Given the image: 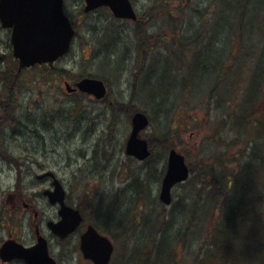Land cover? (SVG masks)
<instances>
[{"label": "rangeland", "instance_id": "374dc122", "mask_svg": "<svg viewBox=\"0 0 264 264\" xmlns=\"http://www.w3.org/2000/svg\"><path fill=\"white\" fill-rule=\"evenodd\" d=\"M65 1L76 36L71 51L51 70L36 65L17 73L19 80H14L11 57L7 58L9 32L0 29V69L10 67L0 75V210L8 209L11 218L5 217L3 225L0 222V238L12 233L28 245L35 241L40 226L60 264H91L79 250V238L92 224L115 243L117 254L112 264H156L155 255L158 264H201L207 255L212 257L207 264H220L223 256L227 263L240 258L242 264L264 261V118L263 124L255 125L264 114V82L263 96L251 98L244 90L249 84L244 77L255 60L247 63L245 52L253 47L256 54L264 42V0L253 19L259 30L252 43L238 38L226 41L220 35L215 38L216 50L234 53L225 61L234 74L222 79V89H216L214 82L207 90L192 78L188 68L195 46L182 50L174 44L172 50L182 60L167 62L169 51L161 45L159 33L168 27L162 33L172 36L173 27L185 24L194 26L187 29L191 35L205 13L224 20L227 12L217 11L216 0H171L163 8V0H132L138 10L137 21L116 18L102 7L86 13L84 0ZM186 7L188 12L180 13ZM170 8H174L171 14ZM146 33L157 35L145 41L142 36ZM179 33L174 35L176 40ZM205 35L208 37L200 42L209 39ZM150 42L156 47L152 49ZM166 71L170 79L164 82L161 72ZM185 75L189 76L186 87L191 88L190 93ZM85 76L103 77L109 90L106 100L66 88L65 82L73 84ZM153 91L160 93L154 106L150 104ZM253 106L257 115L247 121ZM133 109L150 119L149 127L140 133L152 150L145 160L126 153ZM173 148L184 155L190 176L173 187L172 202L165 204L160 193ZM250 166L252 183L241 195L229 194L227 182L241 174L245 178L248 172L242 168ZM49 170L64 184L67 203L80 208L85 218L83 227L63 240L46 222L57 219L59 208L42 194L52 186L51 177H42ZM10 197L19 201L15 210L6 202ZM237 197L242 200L243 216L233 220L247 224L243 228L236 225V232L240 230L234 235V244L226 247L222 242L223 253H212L225 201ZM25 202L31 207L26 208ZM256 247L263 256L255 258Z\"/></svg>", "mask_w": 264, "mask_h": 264}, {"label": "water", "instance_id": "95a60500", "mask_svg": "<svg viewBox=\"0 0 264 264\" xmlns=\"http://www.w3.org/2000/svg\"><path fill=\"white\" fill-rule=\"evenodd\" d=\"M86 11L108 6L117 17L137 19V14L130 0H86ZM0 21L4 27L13 28L12 43L14 55L20 60V67L36 63H53L71 48L75 29L71 19L65 13L64 0H0ZM81 91L102 99L107 94V86L101 79L85 77L77 82ZM68 84L69 91L76 90ZM149 118L144 112H136L132 118V131L127 141L126 152L139 160L151 154L149 142L140 137V133L149 125ZM189 167L185 157L176 149H171L168 168L163 179L160 199L165 204L172 202V188L189 177ZM55 189L48 191L52 203H60L62 219L50 222L51 230L61 237L77 229L83 216L78 209L65 203V190L59 179L54 180ZM81 249L84 256L94 264H108L114 246L111 240L89 225L82 235ZM0 254L4 258L21 257L30 264H56L49 254L47 240L39 238L37 245L26 248L19 243L7 241Z\"/></svg>", "mask_w": 264, "mask_h": 264}, {"label": "trees", "instance_id": "16d2710c", "mask_svg": "<svg viewBox=\"0 0 264 264\" xmlns=\"http://www.w3.org/2000/svg\"><path fill=\"white\" fill-rule=\"evenodd\" d=\"M162 1H159V3L161 4ZM250 2L252 3V6H250ZM171 3V0H163V4H161V7H166L169 6ZM262 4V0H231V2H227L226 0H216V5L215 7L217 8V11H224V13H226V16H224V20L221 17L218 16H213L214 18L212 19V17H210V15L208 13H205L204 15H202V18L200 19V26H195L196 28L194 29L195 32L193 31L191 35H189L187 29L189 28H194V26H185L184 25H178V26H184V27H173V35L172 36H165L164 33H162L163 30H167L168 27H163L159 33L160 38H161V45L164 46L165 48L169 51V56H167L166 60L167 62H171L172 60H175V63H180V61L182 60L181 56L179 55V53H177V51H173L172 47L174 46V44H178L180 48H182V50H188V48L191 45L195 46V51L193 54V58H192V64L190 68V72H192V78H195L199 83H202V89L203 90H207L208 86H211L212 83L217 82L216 84V89L220 88L222 89V79H229L231 78V76H233L234 72H232L231 68H226V62L227 58L230 57L232 54H234L231 51L226 52L225 49L219 51L215 49L214 47V41L215 38H217L219 35L222 38V40H226L229 41L230 39H240L242 41H251V43L254 40V33L257 32L259 29L256 26V23L253 21V19L255 18L256 12L257 10L261 7ZM189 7L183 8L182 10L180 9V13H182V11H186L188 12ZM175 10H179V8L175 9ZM165 11H167V8L165 9ZM174 11V8H170L168 10V13L171 14ZM231 17L232 20H228L227 18ZM142 19V18H141ZM167 22V25L172 26V23L170 20H168L167 18L165 19ZM223 21V24H222ZM251 21V25L250 26H255V28H251L250 26H248L249 22ZM208 25V26H207ZM208 27L207 32L205 33L206 28ZM204 30V32H203ZM176 31L179 33V35H181L180 38H177L176 40V36H174L176 34ZM186 33L187 36L184 37L183 34ZM205 34L209 35V39H207L206 41L200 42L201 40H205L208 36H206ZM157 33H154L153 36H149L146 35L142 36L143 40H147V39H151L154 40V38H156ZM175 37V38H174ZM194 37V38H192ZM190 38H192L193 40H189ZM264 38V35H263ZM139 39V37H138ZM140 40V39H139ZM156 40V39H155ZM151 43V42H150ZM150 47L153 49L154 47H156V45L154 44H150ZM262 48V49H261ZM259 48V50L257 51V53L255 54L253 47H250L246 53L247 55V63L249 61H252L254 58V63L253 66H251V71L244 77V78H248L249 79V84L247 86L245 90V92H249L247 96L250 95V97L252 98V96H263L260 91L262 90V85L264 82V42H263V46ZM11 50V47H10ZM172 51L174 53H172ZM204 51V53H203ZM173 54V55H172ZM225 54H227V57H225ZM11 57V58H10ZM199 57V58H198ZM257 57V58H256ZM7 58H10V61L12 62V65L10 66L11 69H14V80H19L16 73L18 72V62L14 59V57L9 54V56ZM185 59V57H184ZM199 59V60H198ZM184 62V60L182 61ZM217 63V66H215ZM244 64V63H242ZM9 67V68H10ZM39 67H45L47 69H50V67L46 66V65H42ZM177 67H181V65H176ZM187 67V65H186ZM225 67V68H224ZM8 69H0V75L1 74H6L7 71H9ZM221 68H224V72H221ZM187 75L184 76V79L186 81V85L185 88L187 91H189V93L191 92V88L186 87L187 84L190 82L189 80V76L186 78ZM197 76L201 79H198ZM103 78V77H102ZM164 82H167L164 81ZM188 82V83H187ZM215 84V83H214ZM170 88V87H169ZM168 88V89H169ZM186 91V92H187ZM13 91H10V94H12ZM164 93V92H163ZM160 93H158L157 91H153V97L150 99V104L152 106H154L152 103L155 102L154 99L158 98L160 95ZM148 99L146 96H144V100ZM131 101V100H130ZM128 101L131 106L134 104L132 102ZM147 101V100H146ZM149 101V100H148ZM225 106V103L223 102V104ZM130 108V107H129ZM153 108V107H152ZM134 112L138 111V109H133ZM170 111V108L167 110V113ZM131 112V110L129 111V113ZM133 112V113H134ZM129 114L130 116L133 114ZM172 112H170L169 114H171ZM247 115H251L247 121H249L251 119V117L256 116L257 115V110L255 108V106H253L251 108V110L249 111V113ZM262 118H264V114L259 116L258 119L255 122V125L257 126L258 123L259 125H261L262 122ZM263 124V122H262ZM243 172H248V175H246L245 178H242V174L235 176L234 178H232L231 181H228L226 184V191L230 194V192H234L237 194H242V192L244 190H246V186L249 183H252V179H251V174L253 173V169L250 166L247 169L242 168ZM231 193V194H232ZM242 200L240 198L237 197V200L235 198H231L229 199V201H225V213L223 211V214L221 215V220L219 225L216 226V230H215V234L216 237L212 240V245L214 247H216V249H219V251H217L216 249L211 250L212 253L215 252H221L223 253V250L221 248L220 243H224V246L228 247L230 246V244H234L235 239H237V237H235L234 235H236V233L240 230H237L238 226L240 228H243V226H241L238 222H236L233 220V218L239 219L243 216V205L241 204ZM229 215L230 219L226 216ZM118 218V217H115ZM115 224L116 226H119L118 223ZM243 224H247L246 221H244ZM238 225V226H236ZM160 226V225H158ZM255 231V230H254ZM165 234V233H164ZM220 236H222L224 239L225 237H227L228 239L223 241L220 239ZM163 242V241H162ZM164 244V248L166 247V243L163 242ZM261 247V246H260ZM262 249V247H261ZM261 249L259 247H256V249L254 250L255 253V258L261 257L263 256V251H261ZM158 257H161V255L158 254ZM232 257H235V255H233ZM238 255L235 257L237 258ZM229 258V257H228ZM155 261L154 263L158 264V259L155 255ZM225 257H221L218 261L219 262H223L220 264H230L232 263L231 260L229 259V262L227 263L225 260ZM260 259V258H259ZM212 257L211 256H205L204 258L202 257L201 260L199 261V263L201 262V264H207V262L211 261ZM260 261V264H264L263 260H258ZM242 264V259H236L233 261L232 264Z\"/></svg>", "mask_w": 264, "mask_h": 264}, {"label": "flooded vegetation", "instance_id": "af4514ba", "mask_svg": "<svg viewBox=\"0 0 264 264\" xmlns=\"http://www.w3.org/2000/svg\"><path fill=\"white\" fill-rule=\"evenodd\" d=\"M7 165H12L11 163H9V162H7ZM12 197V196H11ZM10 197V199H8V200H6V202L7 203H9L10 204V208L11 209H13V210H15L16 208H17V205H18V203H19V201L18 200H15V199H12ZM24 206L26 207V208H30L31 207V205H30V203H24ZM35 212H36V214L38 215V212H37V210H35ZM8 213H9V211H8V209H6L5 208V210H0V222H1V224L3 225L4 223L2 222L3 220H6V219H11V218H9L7 215H8ZM39 216V215H38ZM5 217H6V219H5ZM44 218L45 219H47V216H44ZM59 217H57V219H58ZM51 218H48V220H46V222H48L49 220H50ZM40 229H41V227H40ZM10 233V232H9ZM9 235V237H7V238H5V239H3L2 237L0 238V248H1V246L3 245V243L5 242V240H7V239H10V240H17L16 238H14L13 236H12V233H10V234H8ZM17 241H19V240H17ZM36 241H37V235H36V239H35V241L33 242V243H31V244H28V245H33V244H35L36 243ZM79 241H80V238H79ZM79 244H80V242H79ZM79 250H80V246H79ZM59 259H57V261H58ZM87 261H89L91 264H94L91 260H87ZM0 264H27L23 259H21V258H12L11 257V259H5V258H3L1 255H0ZM58 264H60L59 262H58Z\"/></svg>", "mask_w": 264, "mask_h": 264}, {"label": "bare ground", "instance_id": "6f19581e", "mask_svg": "<svg viewBox=\"0 0 264 264\" xmlns=\"http://www.w3.org/2000/svg\"><path fill=\"white\" fill-rule=\"evenodd\" d=\"M135 57V56H134ZM173 69H174V67H173ZM18 73V72H17ZM16 73V74H17ZM161 74H163L162 75V77H163V80H168V79H170V72H161ZM18 75V74H17ZM136 112H139V111H136ZM136 112H134V114L136 113ZM140 112H142V111H140ZM51 171L49 170V171H46L45 172V177H50V175H49V173H50ZM60 183L62 184V186H63V188H64V190H65V193H66V195H65V197H67V191H66V189H65V187H64V184L62 183V181L60 180ZM55 189V184H54V180H52V186L50 187V188H46V189H44L43 190V192H42V194L47 198V200H48V202L50 203V204H53L52 202H51V200H50V196H49V194L47 193L48 191H53ZM9 191H12V190H9ZM8 191V192H9ZM11 194V192L10 193H8L7 194V196H9ZM70 207H72V208H75V209H78L79 211H81L80 210V208H77V207H75V206H73V205H71ZM58 215H61L60 214V208H58ZM50 222H54V223H56L57 221H56V219H50L49 221H48V223H50ZM244 222H240L239 224L241 225V226H243L244 224H243ZM81 227H83V225H82V223H80L79 225H78V227H77V229L79 230ZM87 229H88V226H86V228H85V230L80 234V244H81V241H82V235L87 231ZM7 241H11L10 239H7V240H5V242H7ZM112 244H113V246H114V251H113V254L112 255H115V254H117V249H116V246H115V243L114 242H112Z\"/></svg>", "mask_w": 264, "mask_h": 264}]
</instances>
